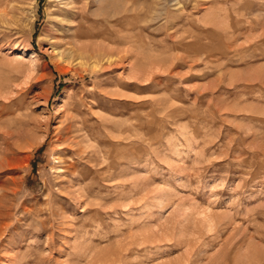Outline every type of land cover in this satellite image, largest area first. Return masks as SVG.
<instances>
[{"label":"rangeland","instance_id":"374dc122","mask_svg":"<svg viewBox=\"0 0 264 264\" xmlns=\"http://www.w3.org/2000/svg\"><path fill=\"white\" fill-rule=\"evenodd\" d=\"M0 264H264V0H0Z\"/></svg>","mask_w":264,"mask_h":264},{"label":"bare ground","instance_id":"6f19581e","mask_svg":"<svg viewBox=\"0 0 264 264\" xmlns=\"http://www.w3.org/2000/svg\"><path fill=\"white\" fill-rule=\"evenodd\" d=\"M125 2H127V1H125ZM131 2V1H130ZM129 3V2H128ZM125 4V3H124ZM131 7H132V5L131 4H129ZM122 6H123V4H122ZM127 6H128V4H127ZM124 8H125V6H123ZM134 7V6H133ZM137 7H139V6H137ZM123 8V9H124ZM141 9V8H140ZM125 10V9H124ZM128 10V9H127ZM126 11V10H125ZM129 11V10H128ZM74 12H75V10H74ZM136 12V11H135ZM135 12H132V13H135ZM119 13V12H118ZM131 13V12H130ZM137 13V12H136ZM125 14V13H124ZM137 15H139V14H137ZM81 17V18H83V15L82 14H80V13H78V14H75V17ZM125 16V15H124ZM135 16V15H134ZM121 17V16H120ZM138 17H140V16H137V20L136 21H134V22H136L137 24L138 23H140V19L138 18ZM135 18V17H134ZM127 19V18H126ZM86 21V20H85ZM121 21V20H120ZM133 22V21H132ZM135 23V24H136ZM73 24H74V22H73ZM133 24V23H132ZM136 24V25H137ZM122 25V24H121ZM123 26H124V24H123ZM126 26V25H125ZM132 26V25H131ZM74 30H75V32H73V33H71L70 32V34H69V38H68V41L66 42V44H64V45H60L61 47H64L63 49H66V52H67V54H69L70 56H77V57H81V56H83V55H86V56H89V58L90 59H96V60H103V59H106V60H109L111 57H112V54H113V52L114 53H117V54H120V53H123V54H129V50H128V48H126L125 50H113L112 48H109L108 46H104V45H101L100 43H92L91 41V36L90 35H86L85 33H87V32H85L84 33V31L83 30H86V31H88V32H90V33H92V30H91V28H90V26L89 27H87L85 24H81V23H78V24H76L74 27ZM119 28V27H118ZM124 28V27H123ZM133 28H134V26H133ZM95 30H97V29H95ZM118 30V29H117ZM81 31H83V32H81ZM98 31V30H97ZM123 31H128L127 29L126 30H123ZM140 32H141V28L140 27H138L137 26V33L138 34H140ZM66 33V32H65ZM120 33H122V31L120 32ZM127 33V32H126ZM129 33V32H128ZM56 34V33H55ZM66 35V34H65ZM96 35V34H95ZM103 35H105V34H103ZM129 35V34H128ZM131 35V34H130ZM66 37V36H65ZM68 37V36H67ZM96 37H98V36H96ZM101 37V36H100ZM100 37H98L97 39H99ZM134 37V36H133ZM124 38H125V36H124ZM131 38V37H130ZM61 39L63 40V38L61 37ZM69 39H72V40H69ZM101 39H103V40H105V41H110L111 39H112V37H110V36H103V37H101ZM125 39H127V38H125ZM91 40V41H90ZM102 40V41H103ZM132 40H134V39H132ZM58 41V40H57ZM95 41V40H94ZM121 41H123V40H121ZM137 41H138V43L140 44V43H142L141 42V39L140 38H138L137 39ZM136 41V42H137ZM132 42V41H131ZM134 42V41H133ZM105 43V42H104ZM128 43V42H127ZM135 43V42H134ZM60 43H57V46L59 45ZM110 44V43H109ZM105 45H107V44H105ZM127 45V44H126ZM129 45H131V44H129ZM122 46V45H121ZM129 47V46H128ZM135 47V46H134ZM134 47H132L133 49H134ZM140 48V47H139ZM139 50V49H138ZM135 52V51H134ZM139 53V52H138ZM61 55H62V53H61ZM79 132V131H78Z\"/></svg>","mask_w":264,"mask_h":264}]
</instances>
